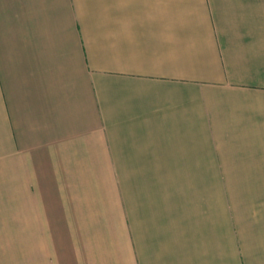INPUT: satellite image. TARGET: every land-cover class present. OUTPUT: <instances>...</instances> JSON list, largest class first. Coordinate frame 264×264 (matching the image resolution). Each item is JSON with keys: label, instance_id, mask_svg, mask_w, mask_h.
I'll return each instance as SVG.
<instances>
[{"label": "crops", "instance_id": "0c3cea01", "mask_svg": "<svg viewBox=\"0 0 264 264\" xmlns=\"http://www.w3.org/2000/svg\"><path fill=\"white\" fill-rule=\"evenodd\" d=\"M264 264V0H0V264Z\"/></svg>", "mask_w": 264, "mask_h": 264}, {"label": "rangeland", "instance_id": "374dc122", "mask_svg": "<svg viewBox=\"0 0 264 264\" xmlns=\"http://www.w3.org/2000/svg\"><path fill=\"white\" fill-rule=\"evenodd\" d=\"M20 262H17V264H19ZM33 264H39V260H35V262Z\"/></svg>", "mask_w": 264, "mask_h": 264}]
</instances>
